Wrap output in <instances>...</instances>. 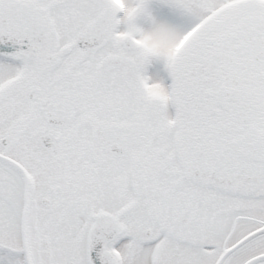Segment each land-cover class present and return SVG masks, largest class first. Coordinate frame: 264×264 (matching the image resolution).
<instances>
[{
	"label": "snow or ice",
	"instance_id": "obj_1",
	"mask_svg": "<svg viewBox=\"0 0 264 264\" xmlns=\"http://www.w3.org/2000/svg\"><path fill=\"white\" fill-rule=\"evenodd\" d=\"M0 264H264V0H0Z\"/></svg>",
	"mask_w": 264,
	"mask_h": 264
},
{
	"label": "flooded vegetation",
	"instance_id": "obj_2",
	"mask_svg": "<svg viewBox=\"0 0 264 264\" xmlns=\"http://www.w3.org/2000/svg\"><path fill=\"white\" fill-rule=\"evenodd\" d=\"M156 3H159V0H155Z\"/></svg>",
	"mask_w": 264,
	"mask_h": 264
}]
</instances>
